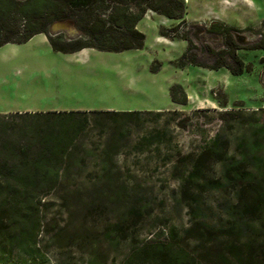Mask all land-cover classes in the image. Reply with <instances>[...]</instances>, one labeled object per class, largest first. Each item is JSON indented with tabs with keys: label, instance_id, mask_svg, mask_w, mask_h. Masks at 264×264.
<instances>
[{
	"label": "rangeland",
	"instance_id": "rangeland-1",
	"mask_svg": "<svg viewBox=\"0 0 264 264\" xmlns=\"http://www.w3.org/2000/svg\"><path fill=\"white\" fill-rule=\"evenodd\" d=\"M184 2L187 22L177 31L170 30L177 20L144 14L137 23L141 48L62 53L43 34L0 46V113L83 111L88 119L74 137L58 186L42 200L38 244L44 264H126L142 244L166 241L168 230L203 264L216 263L230 247L244 264L246 249L264 264V205L250 211L253 193L239 194L219 181L223 165L245 142L262 141L255 154L264 157L258 130L264 127V50L236 49L247 66L240 74L224 66L180 68L176 61L187 41L170 38L186 34L198 63L225 61L236 68L224 38L207 32L209 24L224 22L234 28L233 37L239 32L254 42L264 0ZM173 83L184 89L185 104L171 101ZM208 148L220 153L198 163L191 176L195 159ZM258 171L255 181L264 193V164ZM14 258L36 264L16 250Z\"/></svg>",
	"mask_w": 264,
	"mask_h": 264
},
{
	"label": "trees",
	"instance_id": "trees-1",
	"mask_svg": "<svg viewBox=\"0 0 264 264\" xmlns=\"http://www.w3.org/2000/svg\"><path fill=\"white\" fill-rule=\"evenodd\" d=\"M184 4V0H0V46L6 43L21 44L33 35L43 33L51 49L62 53L84 48L113 52L141 48L144 34L136 25L145 12L150 10L177 20L178 23L170 29L177 31L180 24L185 22ZM55 22H68L75 34L67 35L62 30L52 32L50 28ZM233 30L224 22L214 21L209 24L207 32L224 38L227 55L236 68L225 61L215 65L198 63L194 55L189 54L192 42L186 34L170 37L166 28H160V34L187 41L185 50L176 61L177 67L192 64L218 69L224 66L231 74H240L247 66L237 55L236 49L264 50V20L255 31L258 38L247 45H239L235 41L231 33ZM158 66L159 62L156 61L151 70L156 71ZM169 95L173 102L185 104L187 101V95L179 83L169 86ZM109 113L132 116L136 112ZM87 120L83 111L0 113V264H17L18 261L13 259L15 250L23 253L32 263H46L38 244L39 234L43 230L42 200L58 186L63 171L67 169L66 156L74 137ZM258 130L264 135V127L260 126ZM261 146L262 141L258 139L245 142L238 157L223 165L219 179L223 184L233 186L239 194L253 193L249 203L252 212L264 205V193L255 181L260 173L258 170L264 164V157L255 154ZM212 153L220 152L208 148L197 156L191 176L199 171L198 163L205 164ZM188 209L194 212V209ZM139 212L135 209V216ZM191 230H194V226ZM163 234V231L157 233L158 236ZM165 234L170 235L166 241L148 242L137 247L126 258V264L135 261L146 264H203L192 252L179 245L170 230ZM245 252L249 258L245 264H260L255 262L251 250L246 249ZM218 258L216 263L210 264H244L236 247L228 248Z\"/></svg>",
	"mask_w": 264,
	"mask_h": 264
},
{
	"label": "water",
	"instance_id": "water-1",
	"mask_svg": "<svg viewBox=\"0 0 264 264\" xmlns=\"http://www.w3.org/2000/svg\"><path fill=\"white\" fill-rule=\"evenodd\" d=\"M61 28L69 29L70 32H75L73 27L68 22H55L51 25L50 29L52 32H56L59 31ZM199 30H202V28H199ZM69 34L74 35L75 33H69ZM234 39L239 45H247L253 42L252 40L248 39L246 35L239 32H234Z\"/></svg>",
	"mask_w": 264,
	"mask_h": 264
},
{
	"label": "crops",
	"instance_id": "crops-1",
	"mask_svg": "<svg viewBox=\"0 0 264 264\" xmlns=\"http://www.w3.org/2000/svg\"><path fill=\"white\" fill-rule=\"evenodd\" d=\"M150 12H151V11L148 10V11L145 12V14H149ZM152 12H153V11H152ZM185 22H187L186 19H185ZM212 22H214V20H212ZM220 22H221V21H220ZM136 27H137V25H136ZM38 34H43V33H38ZM35 35H36V34H35ZM43 35H44V34H43ZM33 36H34V35H33ZM33 36H32V37H33ZM44 38L46 39V36H45V35H44ZM46 40H47V39H46Z\"/></svg>",
	"mask_w": 264,
	"mask_h": 264
}]
</instances>
